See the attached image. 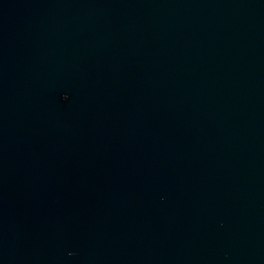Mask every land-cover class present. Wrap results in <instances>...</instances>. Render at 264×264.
I'll use <instances>...</instances> for the list:
<instances>
[{"label": "water", "instance_id": "95a60500", "mask_svg": "<svg viewBox=\"0 0 264 264\" xmlns=\"http://www.w3.org/2000/svg\"><path fill=\"white\" fill-rule=\"evenodd\" d=\"M0 264H264V0H0Z\"/></svg>", "mask_w": 264, "mask_h": 264}]
</instances>
